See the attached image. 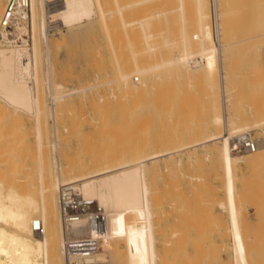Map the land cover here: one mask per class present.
<instances>
[{
  "label": "bare ground",
  "instance_id": "1",
  "mask_svg": "<svg viewBox=\"0 0 264 264\" xmlns=\"http://www.w3.org/2000/svg\"><path fill=\"white\" fill-rule=\"evenodd\" d=\"M50 1L30 0L29 19L26 23H22L19 26L20 31L27 30L31 35V42L28 48H11L0 45V118L12 115L10 119L14 122L20 120L19 116L21 114H24L23 116L26 115L25 117L28 116V119L31 118L32 128H30V132L33 133L31 142L34 144L31 145L29 143L25 145H30V148L32 147V150L30 149L29 152V149H26L30 158L33 154H36V168H32L35 165L34 158V165L29 170L31 173H25L27 175L35 174V178H37L35 184L32 176L33 182L29 176L25 174L23 176L20 175L22 180L25 181V186L23 185L21 189H16L19 187H11L12 185L3 189L0 182V264H160L163 258L162 256L160 257L157 246L159 243L160 247L163 246L161 243L163 242L164 244V241H160V238L156 234V231L158 232L156 228L157 222L155 223V213L157 211L156 209L154 211V203L151 200L149 163L156 161L158 158H165L174 152L189 150L197 145L202 146L212 141H216L217 144L211 147L208 153L216 154L215 160L218 159V163L220 162L222 181L223 183L225 182L223 184L225 206H223L224 203L222 206L223 211L228 216L227 231L230 242V264H250L248 261L249 247L252 243L254 246L253 241L257 240L254 239V236L252 238L249 234L242 233L243 229L241 230L239 227L236 212L238 211L237 213L239 214L240 211L236 210L234 206L235 197H239L236 194L237 188L235 189L232 182L237 167L238 169L245 167L244 170L262 167L264 162V142L255 141L256 148L254 151H243L245 154L248 153L244 155L238 154L242 150H234L233 146L235 143H231L230 140L234 137L238 139L244 134H249V131L255 126L264 125V100L260 97H264L262 94L264 91V71L258 73L259 76L256 74L258 77H252L253 72L251 75L247 74L250 70L247 73H237L231 68L239 67L241 64L242 60L238 62L240 56H237L238 54L235 53L240 54L243 50V45H250L254 42L264 43V0H250V3L243 5L245 7L239 5L241 3L239 1L244 0H211L210 3L208 2L211 5V11H207L208 3L206 0H191L190 5L187 3L189 0H59V3L57 1L58 4L53 10L46 11L45 3ZM4 3L3 0H0V15L3 11L2 7ZM234 3L238 4L241 9L236 8L237 5L235 6ZM225 4H230L231 6L228 5L226 8L228 9L230 6V9L223 10V7L226 6ZM242 8L244 9L242 10ZM91 19L95 20V23L101 28L102 32L104 31L103 38L107 44L109 58L123 59L126 64L128 63L126 60H130V64H135L133 67L129 66L132 68L125 70L118 67L115 68L117 65L112 60L116 66L112 67L113 65L111 64V76L106 82L107 84L114 83L118 86V83L128 81L133 77L156 73L159 70L166 71L170 67H184L196 59H205L206 61L213 57L216 58L218 64L219 110L222 118V133L210 136L207 140L203 138L202 141L201 139L198 141L191 140L188 143L185 141V144L182 143V145H178L175 149L169 150L168 148V151L160 152L154 156H150V153L146 151L145 155H138L129 159L121 158L120 162L117 160L113 162L112 159L114 158H111L112 161L110 163L105 162L106 158L102 156L103 154L99 157L87 158V160L78 158V160L76 159L72 163L67 161L64 165L59 164L55 158L49 160L47 155L48 147L50 146L57 154L58 138L56 127L53 126L54 133H51L53 140L51 142L49 140L44 141V136L46 138L45 119L54 116L55 104L65 97L83 93L93 87L86 86L73 91L67 90L66 92L64 90L65 87L60 83H56L55 87H53L54 83L50 84L52 90L62 89L65 91V93L63 92L64 94H49L50 106L43 99L45 92L41 95L38 94L40 90L38 88L42 86H40L41 81L38 76L40 57L46 56L47 58V21L49 24L55 21L57 22L55 24L70 28L83 22L89 25ZM212 22L213 24H211ZM212 35L214 42L211 44L209 41ZM228 36L233 41L222 43ZM41 41L45 46L44 51L40 47ZM228 46L231 52L233 51L232 53H234V55L232 54L233 58L235 59L236 56L239 58H236L235 61V63H240L238 66L236 64V66L234 64L233 67L230 66V61L233 58L230 56L231 60H228L225 56V50L226 47L228 49ZM234 59L232 63H234ZM47 61L45 60V62ZM228 62H230V65ZM222 63H224V66ZM126 64L124 66L127 68ZM246 66L248 67L247 64ZM259 68L262 69V67ZM49 70L47 71L48 73ZM208 70L207 64H203L200 69L203 72H207ZM228 73L231 74L229 84H227L226 80ZM261 75L262 77H260ZM42 82H44L46 88L49 87V75H44ZM141 82L143 83L144 81ZM176 93L179 95L180 92L177 91ZM229 93L236 94V102L241 106L239 110H228V105L232 102ZM177 97L179 98V96ZM178 110L183 111L180 108ZM223 111L225 113H227L226 111H230L229 115L225 116V118L222 114ZM162 113V117H167L168 114H165L164 110H162ZM178 116L181 117L177 114ZM247 116L256 119L253 120L251 118L252 120L248 121L246 119ZM173 117L176 118V114ZM8 120H0V123L4 122V126L6 125L5 121L9 122L7 124H11L12 121L10 123ZM177 120L179 122V119ZM9 127L11 125L7 126V129ZM108 128L106 127V129ZM115 128H112V130H115ZM112 133L110 132L111 135ZM8 136L10 137L11 135ZM123 141L128 144L133 143L127 142L126 139ZM122 143L121 146L124 145ZM141 143L144 142L141 141ZM25 145L23 144L22 146ZM33 147H35L36 153L33 151ZM117 147L119 148V145H116ZM21 152L24 153L25 151ZM1 153H5V151ZM208 153L206 152L205 158ZM33 157L35 156H32L31 159ZM12 160H14L12 157L11 159L8 158L7 163L9 161L12 163ZM18 161H20L19 158ZM26 165V163L23 164V168ZM107 165H111V168L108 166L109 170L107 169ZM14 168L16 169V166H13V170H15ZM55 168L56 170L54 171ZM14 175L12 177H16V179L19 177L17 174L16 176ZM5 177L7 176L5 175ZM12 177L11 180L14 179ZM8 178L10 177L8 176ZM17 180L14 179V181ZM256 180L259 179L256 178ZM17 182L15 183L17 184ZM245 183L248 184V182ZM73 195L76 198L78 196V201L76 199L74 201L71 198ZM261 196L264 195L261 194ZM222 206H220V209ZM255 217H258V215L256 214ZM99 222L101 230L96 229L94 231V227L97 228ZM262 224L259 225L261 228H263ZM68 226H72L71 230ZM182 238L180 236V240ZM195 238H192L193 241L191 240L193 248H195L196 244ZM198 240L199 238H197V242ZM200 240L197 244L201 242L204 244V241ZM69 243H78L77 246H82L86 249L71 251ZM180 244L183 243L180 241ZM197 244L196 246L198 247ZM209 244L211 246V243ZM209 244H206V249ZM220 247L222 248L223 245ZM199 255L195 256L199 257ZM196 257L193 258L200 261ZM193 258L192 260L195 263ZM253 264L260 263L253 262Z\"/></svg>",
  "mask_w": 264,
  "mask_h": 264
},
{
  "label": "rangeland",
  "instance_id": "2",
  "mask_svg": "<svg viewBox=\"0 0 264 264\" xmlns=\"http://www.w3.org/2000/svg\"><path fill=\"white\" fill-rule=\"evenodd\" d=\"M53 1L54 0H51L50 2L45 3L46 11L53 10V8H55L59 3V0H55L54 2ZM190 1L191 0L187 2L188 5H190ZM210 1L211 0H206L207 3H210ZM3 2H5V0H3ZM239 2H241L239 5L243 6L250 3V0H244ZM209 3L207 11H211V5H209ZM51 5L52 7H50ZM225 5V7H223V10H225L230 4ZM234 5H237L236 8L238 7L239 9H241L238 4L234 3ZM230 6L228 7V9H230ZM243 9L244 8H242V10ZM33 19L35 21L34 14ZM55 23L57 22L53 21L49 24L47 21V58L45 55V57H40V70L38 75L41 81L40 86L42 85L41 88L38 89L43 92L39 90L38 94L41 95L45 92L43 94V99L44 101H46L45 103L50 106L49 94L51 95V93L60 94L63 92L65 93V91L67 92V90L73 91L77 88H84L86 86H91L93 88L86 90L83 93L74 94V96H68L69 98L65 97L63 100L55 104V111L53 116L54 118L48 117L45 119L44 122L46 123V138L44 136V141L49 140V142H51L53 140V126L56 127L58 138L57 154L52 150L50 146V148L48 147L47 155L49 160H53L51 158H55L59 164L64 165L67 161L72 163L75 162L76 159L78 160V158L87 160V158L99 157L103 154L102 156L106 158L105 162L107 161L108 163H110L112 160L113 162H115L116 160L120 162L124 158L129 159L138 155H145L147 152L150 153V156H154L160 152H166L168 148L169 150H172V148L175 149L176 147H178V145H182V143L185 144L186 142L188 143V141H198L200 139L202 141L203 138L207 140L210 138V136L212 137L215 134L218 135L222 133V118L219 110L220 99L218 90V64L216 58L213 57L206 61L205 59H196L195 61L189 62L184 67H170L166 71L159 70L156 73L133 77L128 81L118 83V86L114 83L107 84L106 82L110 79L111 76L112 67L117 65L115 68L118 67L121 69L128 70L132 68L135 64H130V60H126L128 62L126 64L123 59L121 60L119 58H109V53L106 46L107 44L103 38L104 31L102 32L101 28L95 23L94 19H91L89 25L88 23L83 22L70 28L65 26L63 27ZM211 24H213V22ZM232 41V38L228 36L226 40L222 41V43H230ZM213 42L214 38L212 35L209 43L212 44ZM254 43L250 45H243L242 52L240 54L235 53L238 54L237 56H240V60L238 62L242 60L240 63L244 66L240 63L239 65L238 62L235 63L236 58L238 57L236 56V58L234 59V53H232L233 51L231 52L229 46L228 49L226 47V58L228 60H231V56V58L234 59V63H232L233 59L230 61L231 65L230 62H228L229 65L232 67L233 64H236L237 66L239 65V67L241 66V68H231L234 72L236 71L237 73H247V71L250 70L247 74L251 75L253 72V74L255 75L252 74L251 76L258 77V73H262L264 71V43ZM40 47L43 48L44 51L45 46L42 41L40 43ZM244 49L246 50L244 51ZM243 53L244 55H246L244 56ZM243 59H245V61H243ZM45 60L48 61L45 62ZM112 60L113 62H115L116 65L113 64ZM118 60H120L119 64ZM124 63L127 65V68L126 66H124ZM111 64L113 65L112 67ZM120 64L123 66V68L122 66H118ZM203 64H207L209 68L207 72L200 71ZM246 64L248 65V67L246 66ZM130 65L132 67H129ZM222 65L224 66V63H222ZM48 66L52 67L48 68ZM259 67H262V69H260ZM47 69L52 70H49L48 73ZM46 74L49 75V87L47 88L44 82H42V80H44V75L46 76ZM256 74H258V76H256ZM230 76L231 74L228 73V77H226L227 84L230 83ZM260 77H262V75ZM209 80L210 82H208ZM141 81L144 82L142 83ZM53 83V87H55L56 83H60L62 86L65 87V91L62 89L56 91L52 90V86L50 84ZM177 91L180 92L179 95L176 93ZM262 94L264 95V91ZM229 95L232 98V102L229 103L228 110H239L241 106L239 105V103L236 102V94L234 95L229 93ZM175 96H179V98H176ZM260 97L264 100V97ZM177 108L183 109V111H179ZM162 110L165 111V114H168L167 117H162ZM160 111L161 113H159ZM168 111L169 113H167ZM226 112L227 113H225V111L222 112L224 118L225 116L227 117L229 115L230 111ZM181 113L183 114L181 115ZM175 114L176 118L179 119L180 123L176 118L173 117V115ZM177 114L181 117H177ZM23 115L24 114H21L19 116L20 120H18V122L17 120L14 122L10 119L12 115L9 117L7 115L3 118H0V120L9 119L8 121H10V123L12 121L11 124H7L9 122L5 121V126L4 122L0 123V147L2 146L0 148V182L3 186V189L7 188V186L10 187L11 185V187H19L16 189L23 188L25 181L22 180L21 176H23V174L27 175L28 173H31L29 172V170L30 167L34 165V158L35 165L32 168H36V154H33L34 152L36 153L35 147H33L34 152L30 153L33 154L32 156L35 157L31 159L32 156L30 158V155L27 153V150L29 149V152L30 149L32 150V147L30 148V145H25H28L29 143H31V145L34 144L33 142H31L33 138V133L30 132V128H32V120H30V117V119H28V116L25 117L26 115ZM251 118L253 117H246L248 121H250ZM255 119L256 118H253V120ZM10 125L11 127L7 129V126ZM106 127H109L111 129H106ZM112 128H115V130H112ZM101 130L103 131L101 132ZM110 132H113L112 135L110 134ZM263 134L264 125L259 127L255 126L249 131L250 137L254 141H258L260 143L264 142ZM8 135L11 136L9 137ZM236 138L237 137L231 138V143H235ZM125 139L129 143H133L128 144L123 141ZM129 139H131L132 141ZM8 140L10 141V143ZM22 140L24 141L22 142ZM141 141L144 143H141ZM7 143L8 145H6ZM22 143L26 147L22 146ZM121 143L124 145L121 146ZM134 144H136L137 146ZM216 144V141H212L205 144L206 146L197 145L196 147H193L189 150H184L185 152H174L166 156L165 158H158L156 161H152L149 163V182H151L150 189L152 195L151 200L152 203H154V211L155 209L157 211L155 213V223L157 222L156 228L158 230V232L156 231V234L160 238V241H164V244L163 242L161 243L163 246L160 247V243L157 246L158 253L160 254V257L162 256L163 258L162 262L160 261V264L231 263L229 233L227 231L228 216L227 213L223 211V206H225L223 184L225 182L223 183L222 181L223 177L221 173V167L219 165L220 162L218 163V159L215 160L216 154L208 153L211 147L215 146ZM116 145H119V148H116ZM6 146H8V148H6ZM15 146H17L16 148L18 149L19 154L17 149H14ZM122 148H124V150H122ZM20 150L25 152L22 153ZM3 151H5V153H1ZM13 152L15 153L13 154ZM206 152L208 153V155L205 158ZM238 154L247 155L248 153L245 154V152L242 151ZM11 157L15 161L12 160V163L11 161L7 163L8 158L11 159ZM18 158L20 161H18ZM111 158L114 159L111 160ZM29 159H31L32 161ZM16 160L18 164L16 163ZM25 163L28 165V169L27 165L23 168L22 165ZM13 166H16V169L14 168L15 170H13ZM108 166L109 168H111V165H107V169ZM239 169L238 167L235 169L236 173H234L235 176L233 178L234 183L232 182L235 189L237 188L236 194L238 195L237 197H239H235L234 199V206L236 210L238 209L240 211L239 214L237 213L238 211L236 212L237 222H239L238 224L240 225L239 227L241 228V230L243 229L242 233H247L252 238L254 236V239L257 240L253 241L254 246L252 243V245L249 247L250 251L248 252V261L250 262V264H253V262H259L260 264H264V196H261V194L264 195V162L262 167H258L256 169L247 168V170H244L245 167H240ZM55 170L56 168L54 169V171ZM12 173H14L15 175ZM16 174L17 176L19 175V177L17 178L18 180L16 179V177H12L13 175L16 176ZM5 175L7 177H5ZM34 175L35 174L27 176L32 179V182L34 178V183L36 184L37 178H35L36 175ZM8 176L10 178H8ZM11 177L19 182L14 181V179L11 180ZM256 178L259 180H256ZM6 179L10 180L7 181ZM31 179L29 180L31 181ZM235 179H238L239 181ZM5 182L8 185H6ZM15 182H17V184ZM245 182H248V184H246ZM251 184L253 187L250 186ZM258 194L260 195V198ZM71 198L74 201L75 199L76 201H78V196L76 198V196L73 195ZM220 206H222L221 209ZM256 214L258 215V217H255ZM259 220H261V223L259 222ZM259 223H263V228L259 226ZM68 227L71 230L72 226ZM256 233H259L260 236ZM180 236L183 237L181 240ZM194 237H196V244L199 242L200 239H202L200 241H204V244L203 242H201L200 244H197V247L194 243L195 248H193L194 246L192 245V241ZM197 238H199L198 242ZM180 241L183 244H180ZM206 242L208 244L211 243V246L209 244L207 249ZM222 245L223 247L221 248L220 246ZM195 255H199V257H196ZM228 256L230 259L228 258ZM193 257L198 258V260L200 261H197V259L195 260ZM192 258L195 260V263L193 262Z\"/></svg>",
  "mask_w": 264,
  "mask_h": 264
},
{
  "label": "built area",
  "instance_id": "3",
  "mask_svg": "<svg viewBox=\"0 0 264 264\" xmlns=\"http://www.w3.org/2000/svg\"><path fill=\"white\" fill-rule=\"evenodd\" d=\"M29 13L30 0H5L3 11L0 15V45L11 48L29 47L31 35L27 30H19V26L28 21ZM233 148L237 151L253 152L256 148V142L249 134H244L236 139ZM96 229L101 230L100 222L97 228L94 227V231ZM77 245L78 243H69V249L71 251L86 249Z\"/></svg>",
  "mask_w": 264,
  "mask_h": 264
}]
</instances>
